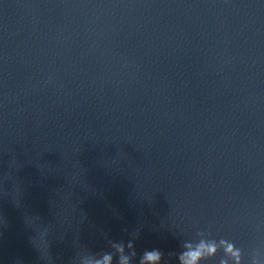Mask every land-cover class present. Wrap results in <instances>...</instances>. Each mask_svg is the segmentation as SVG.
Wrapping results in <instances>:
<instances>
[{"label":"clouds","instance_id":"obj_1","mask_svg":"<svg viewBox=\"0 0 264 264\" xmlns=\"http://www.w3.org/2000/svg\"><path fill=\"white\" fill-rule=\"evenodd\" d=\"M183 251L178 254V264H202V262L212 259L216 256L217 248L214 242L199 241L195 244L185 242ZM226 252H231L229 247L225 249ZM135 255V253H133ZM163 254L158 249L145 250L141 257L139 264H160ZM107 259H111L108 257ZM119 264H130V258L122 257ZM219 264H226V261L221 260Z\"/></svg>","mask_w":264,"mask_h":264}]
</instances>
